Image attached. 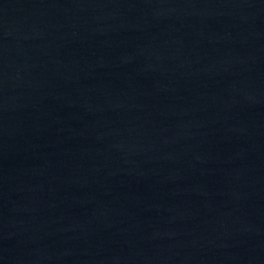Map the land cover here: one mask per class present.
<instances>
[{"label":"water","instance_id":"obj_1","mask_svg":"<svg viewBox=\"0 0 264 264\" xmlns=\"http://www.w3.org/2000/svg\"><path fill=\"white\" fill-rule=\"evenodd\" d=\"M0 264H264V0H0Z\"/></svg>","mask_w":264,"mask_h":264}]
</instances>
